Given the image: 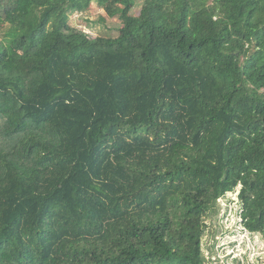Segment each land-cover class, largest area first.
<instances>
[{
    "label": "trees",
    "instance_id": "obj_1",
    "mask_svg": "<svg viewBox=\"0 0 264 264\" xmlns=\"http://www.w3.org/2000/svg\"><path fill=\"white\" fill-rule=\"evenodd\" d=\"M92 5L115 38L68 25ZM0 23V264H205L238 188L264 235V0H0Z\"/></svg>",
    "mask_w": 264,
    "mask_h": 264
},
{
    "label": "rangeland",
    "instance_id": "obj_2",
    "mask_svg": "<svg viewBox=\"0 0 264 264\" xmlns=\"http://www.w3.org/2000/svg\"><path fill=\"white\" fill-rule=\"evenodd\" d=\"M140 6L131 7L129 14L138 15ZM104 17V18H103ZM71 28L82 30L90 41L96 37L115 38L121 20L109 19L103 10L92 5L83 12H71L66 17ZM7 24L0 23V41ZM239 188L217 201L213 213L205 220L201 240L205 264H264V235L251 234L242 222Z\"/></svg>",
    "mask_w": 264,
    "mask_h": 264
}]
</instances>
